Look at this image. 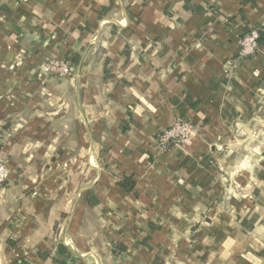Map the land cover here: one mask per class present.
<instances>
[{
    "label": "crops",
    "instance_id": "0c3cea01",
    "mask_svg": "<svg viewBox=\"0 0 264 264\" xmlns=\"http://www.w3.org/2000/svg\"><path fill=\"white\" fill-rule=\"evenodd\" d=\"M246 1L0 0V264H264V43L237 60L264 0ZM177 117L197 132L161 150Z\"/></svg>",
    "mask_w": 264,
    "mask_h": 264
},
{
    "label": "built area",
    "instance_id": "2783aa9c",
    "mask_svg": "<svg viewBox=\"0 0 264 264\" xmlns=\"http://www.w3.org/2000/svg\"><path fill=\"white\" fill-rule=\"evenodd\" d=\"M262 27H253L240 39V47L237 60L254 57L260 47L259 37ZM48 72L53 76L69 77L73 73L70 61L66 58H56L49 61ZM197 132L196 127L189 120L177 117L171 124L157 134V145L161 150L167 149L170 145L178 144L183 139L192 136ZM222 147H220L221 149ZM10 169L8 160L0 149V188L8 182ZM118 264V263H114Z\"/></svg>",
    "mask_w": 264,
    "mask_h": 264
},
{
    "label": "trees",
    "instance_id": "16d2710c",
    "mask_svg": "<svg viewBox=\"0 0 264 264\" xmlns=\"http://www.w3.org/2000/svg\"><path fill=\"white\" fill-rule=\"evenodd\" d=\"M248 1V0H247ZM246 1V2H247ZM251 1H253V2H255L256 0H251ZM251 30V28L250 29H248V30H246V32H248V31H250ZM245 32V33H246ZM244 35V34H243ZM264 43V28L262 27V29L260 30V37H259V44L261 45V44H263ZM67 60H69L70 61V64H71V66H72V69H73V71L75 70V66L79 63V56L78 55H75V54H73V55H67V57H65ZM189 100V99H188ZM191 104H192V106H196V103H192L191 102ZM134 184H135V182H134V180L133 179H131V178H124V180H122V182H121V185L124 187V188H126L127 190H131V189H133V187H134Z\"/></svg>",
    "mask_w": 264,
    "mask_h": 264
},
{
    "label": "rangeland",
    "instance_id": "374dc122",
    "mask_svg": "<svg viewBox=\"0 0 264 264\" xmlns=\"http://www.w3.org/2000/svg\"><path fill=\"white\" fill-rule=\"evenodd\" d=\"M256 137H257V134H256ZM257 138L259 141L264 142V134L258 135Z\"/></svg>",
    "mask_w": 264,
    "mask_h": 264
}]
</instances>
